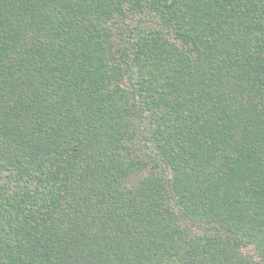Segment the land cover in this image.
<instances>
[{"label":"trees","instance_id":"trees-1","mask_svg":"<svg viewBox=\"0 0 264 264\" xmlns=\"http://www.w3.org/2000/svg\"><path fill=\"white\" fill-rule=\"evenodd\" d=\"M0 264H264V0H0Z\"/></svg>","mask_w":264,"mask_h":264}]
</instances>
